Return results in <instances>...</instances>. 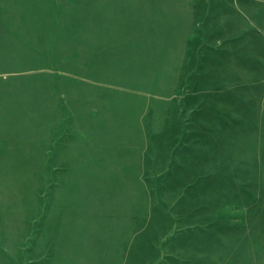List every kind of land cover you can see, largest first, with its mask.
I'll use <instances>...</instances> for the list:
<instances>
[{"label":"rangeland","instance_id":"1","mask_svg":"<svg viewBox=\"0 0 264 264\" xmlns=\"http://www.w3.org/2000/svg\"><path fill=\"white\" fill-rule=\"evenodd\" d=\"M75 190L137 219L72 240ZM192 234L264 264V0H0V264H180Z\"/></svg>","mask_w":264,"mask_h":264},{"label":"crops","instance_id":"2","mask_svg":"<svg viewBox=\"0 0 264 264\" xmlns=\"http://www.w3.org/2000/svg\"><path fill=\"white\" fill-rule=\"evenodd\" d=\"M77 187L80 188L83 187V185H78ZM84 187L87 186L85 185ZM78 192L80 195L77 194ZM93 215H100L102 220H116L117 229L115 228L113 233L117 235H123L125 233L123 225L125 221H127V218H131L132 220L137 219L134 215H126L124 210L119 208L117 201L110 202V200L105 197L104 192L103 198L94 203L87 190H83L82 193L81 190H77L76 193L72 194V240H74V236L92 234V229L87 228L85 224H90ZM192 224L193 223L190 225ZM188 233H190V231H188ZM200 235L203 236V233L200 232ZM200 235L197 234L195 235L196 237H194L192 234L191 237L185 239L183 243L188 245V248L185 249L188 255L182 253V258L183 260L186 258L187 261H182L180 264H204L205 241ZM119 257L122 261L123 252H121L120 249L117 250V258L119 259Z\"/></svg>","mask_w":264,"mask_h":264}]
</instances>
